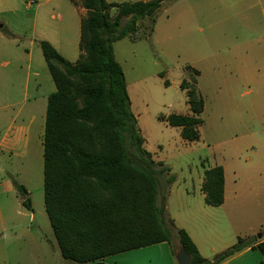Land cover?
Listing matches in <instances>:
<instances>
[{"label": "rangeland", "instance_id": "obj_1", "mask_svg": "<svg viewBox=\"0 0 264 264\" xmlns=\"http://www.w3.org/2000/svg\"><path fill=\"white\" fill-rule=\"evenodd\" d=\"M46 1L12 0L13 11L0 15L7 27L16 31L10 30L13 37L0 41V48L6 46V53L0 54V113L3 105L23 98L26 52L32 54L33 69L37 59L44 65L38 41L53 44L69 62L78 59L80 25L73 4L68 0ZM114 14L111 9L110 15ZM60 20L65 22V32L58 29ZM154 20L152 26L149 19L140 23L135 36L138 39L126 37L113 43L145 150L155 162L170 169L174 183L190 189L195 187L196 175L202 168L222 166L228 179L236 171L248 173L253 161L264 160V135L260 132L264 130V0H174L163 3ZM18 57L23 58V70H15ZM185 66L200 72L197 87L205 103L200 139L190 143L181 139L179 128L158 120L160 115L189 112L185 93L179 88L186 77ZM40 83V92L55 91L46 67ZM4 177L10 179L6 174ZM14 178L27 190L31 209L23 207L18 199H6L10 201L7 206L0 203V208L4 207L0 228L28 227L31 234L23 247L5 242L7 259L13 264H54L58 247L44 208L42 166L33 164L27 168L26 164L19 177ZM243 189L259 202L252 207V214L242 212L237 230L247 232L250 227L258 236L260 224L264 233V218L258 214L264 202V182H258L254 189H247L246 185ZM194 203L191 202L192 207ZM210 210L213 211L200 214V219L215 226L220 223L218 214ZM222 228L219 225L212 229L216 247L224 243L218 239L224 234ZM155 253L144 252L135 264L155 263Z\"/></svg>", "mask_w": 264, "mask_h": 264}, {"label": "trees", "instance_id": "obj_2", "mask_svg": "<svg viewBox=\"0 0 264 264\" xmlns=\"http://www.w3.org/2000/svg\"><path fill=\"white\" fill-rule=\"evenodd\" d=\"M85 9L80 22L79 58L69 62L48 41H38L55 91L48 96L43 135V199L63 260L92 264L109 256L167 243L175 254L182 247L192 264H221L253 247L254 238H238L212 259L203 258L189 235L175 228L165 209L175 176L155 162L130 109L125 75L113 43L137 39L140 23L174 0L109 3L69 0ZM111 9L115 10L113 16ZM150 28V33L152 28ZM148 33V34H150ZM180 89L190 115L165 120L181 128L188 142L200 138L204 100L197 87L199 72L185 66ZM21 205L31 209L28 192L13 180ZM204 201L224 202V171H204ZM178 245V246H177ZM256 248L264 264V241Z\"/></svg>", "mask_w": 264, "mask_h": 264}, {"label": "crops", "instance_id": "obj_3", "mask_svg": "<svg viewBox=\"0 0 264 264\" xmlns=\"http://www.w3.org/2000/svg\"><path fill=\"white\" fill-rule=\"evenodd\" d=\"M7 1L10 4L9 7H7ZM11 1L12 0H0V15H2V13L4 12L8 13L13 11ZM49 1L50 0H47L46 2ZM106 1L109 2L108 0ZM73 6L78 16V24L80 25L81 19L85 16L86 11L79 4H73ZM2 18L3 16H0L1 43H3V40L5 38L7 39L9 37H13L12 32H16L12 31L10 27H7V22L4 21V18ZM60 21L61 22L58 25V29L59 31L65 32V22H62V20ZM54 48L58 51L57 47L54 46ZM5 50L6 46L1 47L0 54L6 53ZM79 55L80 53L78 54V58ZM26 57L27 58L24 60V64L26 61V76L24 79L25 91L23 93V98L21 101L7 103L6 105H3V111L0 113V193H2V196H0L2 202L0 203L5 206L8 205V202H10L6 199H9L11 201L12 199H16V201L17 199L19 200L17 192L15 191V188L13 186V180H15V176L19 177V174L22 173V168L24 165L27 164V168H30L33 166V164H39L40 166H42L43 171V135L45 111L48 96L52 92L45 93L40 92L39 90L41 86L40 78L44 67H46L45 61L43 65V63H41V61L37 59V64L33 69L32 54L30 51L26 52ZM22 60V57L16 58V60L14 61V63H16L15 70L24 69V64L20 63V61ZM199 76L200 72L198 77ZM31 77L33 78V80H31ZM164 83L165 85H167V81H165ZM30 87L31 90H29ZM184 93L186 96L185 91ZM14 106L18 107L15 109ZM176 115H190V110L187 114ZM168 116L169 115H160L158 116V120L165 122L168 125L167 121L165 120ZM41 119L42 123L40 122ZM175 128L180 129L181 137V128ZM260 132H262V134L264 135V130H260ZM183 141L188 142L185 140ZM251 165L252 166L248 168V173L236 171L233 174V178L230 179L227 178L225 168L221 166L224 171V202L219 207L209 206L204 201L202 184L204 171L208 168H202V170L197 173L195 178V187L193 189L187 188L184 185L182 186L181 184H178L176 182L171 185L165 203L167 216L172 220L175 228L182 229L189 235V237L195 244L199 254L203 258L208 260L212 259L216 254L221 253L224 250L233 246L237 242V239L240 237L244 239L254 238L255 243L253 244V247H249L241 251L240 253L227 259L221 264H252V262H254V264H260L261 261H263L262 254L256 248V246L260 242L264 241V233L262 232L263 225H259L260 230L258 231L260 232L258 233V236H255L256 232L253 231L254 229L250 227V230L247 229V232L240 233L237 230L239 222H241L238 218L242 216V212H246L247 215L248 213L252 214V207L258 204L259 202L257 201L256 196L248 193L247 190L243 191L244 185H246L247 189H254L258 182H264V160L253 161ZM250 173L252 175H249ZM5 174L8 175L10 179L5 178ZM260 177L261 179H259ZM16 182L18 181L16 180ZM13 195H15L14 198H12ZM191 202H195L194 207L191 206ZM19 203L21 204L20 200ZM261 203L262 208L258 214L259 216L264 218V202ZM2 209H4V207ZM2 209L0 208V217L2 216ZM210 209H214L215 213L218 214L217 221L220 223L216 224L215 226H223L221 231H223L226 236V238H223V234L222 236H220L221 238H218L220 239L219 241H224V243L221 246L217 245V247L216 245L214 246L215 238L212 235V229L215 226L207 224L206 220H203V218L200 219V214L213 211ZM233 218H236V222L233 221ZM29 234H31V231L28 227L23 229H20L19 227L0 228V246L3 247L2 254L0 253V264H13V261H9V259H7L8 255L5 251V242H10V244L12 245L16 244L20 245V247H23L24 243L26 242L27 235ZM179 248L180 247H178L177 250ZM147 251L156 252L155 263H152V261H150L149 264H177L174 257L175 254L172 252L170 245L167 243H160L145 248L132 250L129 252H124L121 256V253L118 255L116 254L113 255L115 256V259L113 260L109 259V256L105 259L98 260L92 264H118L119 261L123 264H126L128 262H130V264H135L136 258H138L141 254ZM10 253H13L12 250L10 251ZM54 256L56 261L54 264H71L62 259L59 247L58 254H55ZM15 264L19 263L15 262Z\"/></svg>", "mask_w": 264, "mask_h": 264}, {"label": "water", "instance_id": "obj_4", "mask_svg": "<svg viewBox=\"0 0 264 264\" xmlns=\"http://www.w3.org/2000/svg\"><path fill=\"white\" fill-rule=\"evenodd\" d=\"M174 257L177 264H192L190 256L185 252V250L182 247H180L175 252Z\"/></svg>", "mask_w": 264, "mask_h": 264}, {"label": "built area", "instance_id": "obj_5", "mask_svg": "<svg viewBox=\"0 0 264 264\" xmlns=\"http://www.w3.org/2000/svg\"><path fill=\"white\" fill-rule=\"evenodd\" d=\"M31 2V1H30Z\"/></svg>", "mask_w": 264, "mask_h": 264}]
</instances>
